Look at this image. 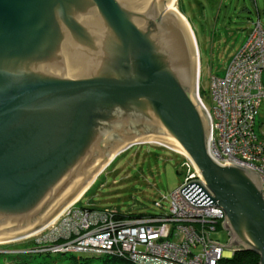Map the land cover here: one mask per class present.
<instances>
[{"label": "water", "instance_id": "95a60500", "mask_svg": "<svg viewBox=\"0 0 264 264\" xmlns=\"http://www.w3.org/2000/svg\"><path fill=\"white\" fill-rule=\"evenodd\" d=\"M171 1L0 0V241L28 239L120 154L161 143L207 189L188 184L187 202L224 213L221 247L264 264L260 178L210 157L196 44Z\"/></svg>", "mask_w": 264, "mask_h": 264}, {"label": "built area", "instance_id": "2783aa9c", "mask_svg": "<svg viewBox=\"0 0 264 264\" xmlns=\"http://www.w3.org/2000/svg\"><path fill=\"white\" fill-rule=\"evenodd\" d=\"M197 94L210 119V157L220 165L256 173L264 201V139L254 130L264 100V27L259 22L254 23L224 74L210 76V109L202 101L199 86ZM183 159L187 174L170 195L166 213L124 219L116 210L84 209L76 203L32 241L33 249L25 248L23 253L111 256L132 264H220L231 258L234 253H226L211 239L222 228V210L194 207L180 194L192 182L207 191L193 165ZM154 205L163 210L160 203Z\"/></svg>", "mask_w": 264, "mask_h": 264}, {"label": "rangeland", "instance_id": "374dc122", "mask_svg": "<svg viewBox=\"0 0 264 264\" xmlns=\"http://www.w3.org/2000/svg\"><path fill=\"white\" fill-rule=\"evenodd\" d=\"M175 7L179 13L181 9L192 30L199 60V93L201 91L202 101L210 109V76L224 74L226 66L245 42L253 27L251 24L257 20L256 8L261 25H264V0H176ZM254 130L264 139V100ZM184 161L181 154L158 144L135 145L116 157L96 178L79 203L74 204L138 216L164 214L169 207L170 195L186 177ZM156 202L163 205V210L155 207ZM41 236L0 244V264H113L80 255L71 258L70 254L25 258L27 253H23L22 247ZM211 239L220 245H225L229 240L223 228L212 233ZM28 248L33 249L31 246Z\"/></svg>", "mask_w": 264, "mask_h": 264}, {"label": "trees", "instance_id": "16d2710c", "mask_svg": "<svg viewBox=\"0 0 264 264\" xmlns=\"http://www.w3.org/2000/svg\"><path fill=\"white\" fill-rule=\"evenodd\" d=\"M180 12L182 13L181 9H179ZM183 14V13H182ZM201 93V91H200ZM79 203V202H77ZM83 208V207H80ZM84 209H88V208H84ZM90 210H97V209H90ZM118 212V211H117ZM119 216L121 218L124 219H136V218H145V217H151L152 215H135L133 213H128V214H121L120 212ZM155 216V215H153ZM33 247L34 243L31 241L30 243L25 244L22 249L28 248V247ZM52 254H59V253H51V252H47V253H27L25 254V258L27 259H33L35 258V255L37 256H43V255H52ZM60 255H68V254H60ZM71 258H73L75 255L70 254ZM84 257H89V258H99L101 260H107V261H111L113 264H132L130 263L128 260L124 259V258H115V257H111V256H84ZM259 262V257L253 253V252H235L233 254V256L229 259H224L223 261L220 262V264H258Z\"/></svg>", "mask_w": 264, "mask_h": 264}, {"label": "bare ground", "instance_id": "6f19581e", "mask_svg": "<svg viewBox=\"0 0 264 264\" xmlns=\"http://www.w3.org/2000/svg\"><path fill=\"white\" fill-rule=\"evenodd\" d=\"M175 4H176V0H172L171 1V3L170 4H168L167 5V8H168V10H170V9H175L176 10V12H177V9H176V7H175ZM177 13H179V12H177ZM180 14V13H179ZM181 15V14H180ZM182 16V15H181ZM183 18V17H182ZM184 19V18H183ZM152 142V141H151ZM155 142V141H154ZM159 143V142H158ZM159 145H161V143H159ZM162 145H163V143H162ZM168 147V146H167ZM169 149H171V150H173L174 152L176 151V152H178V153H181L182 155L184 154L183 152H181V151H178V150H175V149H172V148H170L169 147ZM113 157V156H112ZM111 157V158H112ZM110 158V159H111ZM94 179V178H93ZM93 179L90 181V183L86 186V188L81 192V194L77 197V199L72 203L73 205H74V203H76V202H78L79 201V198L83 195V193L86 191V189L89 187V185L93 182ZM71 204V205H72ZM71 205L70 206H68L60 215H58L55 219H53L51 222H49L44 228H42L41 230H39V231H37V232H35V233H32V234H30V235H28V236H26L25 238H31V237H33V236H37V235H39L44 229H46L48 226H50V225H52L61 215H63V214H65L68 210H69V208L71 207ZM72 205V206H73ZM9 242V240H4V241H0V244H5V243H8Z\"/></svg>", "mask_w": 264, "mask_h": 264}, {"label": "crops", "instance_id": "0c3cea01", "mask_svg": "<svg viewBox=\"0 0 264 264\" xmlns=\"http://www.w3.org/2000/svg\"><path fill=\"white\" fill-rule=\"evenodd\" d=\"M256 13H257V20L251 24L252 26H253L254 23H256V22H259L260 24H262L261 21H260V17H259L258 9H257V8H256ZM188 24H189V23H188ZM189 26H190V25H189ZM263 27H264V25H263ZM251 28H252V27H251Z\"/></svg>", "mask_w": 264, "mask_h": 264}]
</instances>
